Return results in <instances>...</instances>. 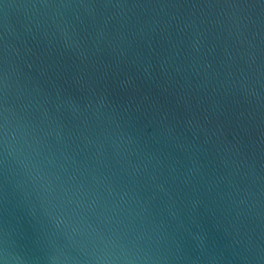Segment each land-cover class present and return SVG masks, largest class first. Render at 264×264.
<instances>
[{"label": "water", "instance_id": "water-1", "mask_svg": "<svg viewBox=\"0 0 264 264\" xmlns=\"http://www.w3.org/2000/svg\"><path fill=\"white\" fill-rule=\"evenodd\" d=\"M0 264H264V0H0Z\"/></svg>", "mask_w": 264, "mask_h": 264}]
</instances>
